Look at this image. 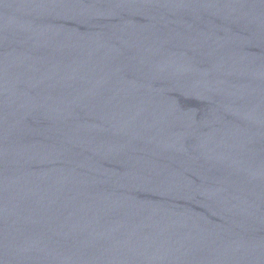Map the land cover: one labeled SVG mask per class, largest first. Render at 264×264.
Wrapping results in <instances>:
<instances>
[{
    "label": "water",
    "instance_id": "water-1",
    "mask_svg": "<svg viewBox=\"0 0 264 264\" xmlns=\"http://www.w3.org/2000/svg\"><path fill=\"white\" fill-rule=\"evenodd\" d=\"M0 264H264V0H0Z\"/></svg>",
    "mask_w": 264,
    "mask_h": 264
}]
</instances>
